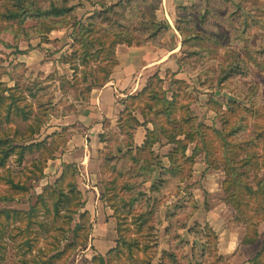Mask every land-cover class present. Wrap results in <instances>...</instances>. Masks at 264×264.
<instances>
[{
  "label": "rangeland",
  "instance_id": "obj_1",
  "mask_svg": "<svg viewBox=\"0 0 264 264\" xmlns=\"http://www.w3.org/2000/svg\"><path fill=\"white\" fill-rule=\"evenodd\" d=\"M4 1L0 0V11L5 10ZM39 1L50 4L49 0ZM53 1L59 2L61 8L76 10L65 22L66 28L49 35L39 37L34 30L39 24L33 20L22 27L18 22L0 20V83L8 88L17 84L34 90L37 98L26 97L20 106L31 105L34 109L40 103L45 105L41 116L49 124L40 125L34 143L43 142L54 133L61 134L50 148L26 151L24 163H18L15 154L19 150H15L14 156L0 167V264H99V256L107 258L117 242L122 251H114L106 264H141L147 258L152 264H251L262 248L264 221L252 223L258 218L255 205H250L247 219L239 216L228 202L234 189L225 190V183L231 181L225 173L229 154L218 132L224 130V137L232 139L231 148H237L236 143L257 136L254 124L264 130V0H134L132 10H158V18L170 26L163 40V51L170 54L159 53L165 61L150 69L146 77H151L145 87L155 75L164 80H153L152 85L157 88L154 92L167 100L176 94L180 109L175 115L180 122L173 126L174 130L167 127L178 134L181 129L194 132L202 125L210 155L199 138L187 144L184 155L181 147L167 142L161 132L160 141L153 146L154 156L149 152L140 154L139 163L130 170L131 161L128 164L124 159L115 169V160L110 156L106 161V157L110 152L115 155L119 144H131L129 134H135L138 141L143 138L144 131L135 120L143 124L167 123L160 104L150 111L147 105H156V100L149 96L119 101L123 109L117 125L112 117L103 121V135L109 146L106 151V143L100 147L95 133H89V128L85 131L86 127L78 122L87 113L91 92L102 88L103 73L97 70V61L86 68L72 57L74 22L85 23L96 12L120 0ZM123 2L131 10L128 0ZM179 28L188 37L183 49ZM70 60L73 62L67 63ZM29 94L27 91L26 96ZM233 103L253 114L239 115L241 110ZM0 110L1 117L13 121L11 125L2 121L0 131L11 129L12 139L15 131L19 138L30 135L28 128L36 123L17 118V107H12L10 115L5 106ZM51 114L54 116L50 118ZM185 117V122L181 121ZM237 120L240 135L229 137ZM180 135L179 139L185 140V135ZM263 141L257 139L253 150L251 146L236 152L238 160L250 152L258 156L259 167L246 176V182L254 189L264 179ZM15 144L20 145L18 141ZM82 146H87V154H91L89 170L82 169L77 174L75 169H69L66 182L61 180V191H55L63 173L58 175L60 165L51 161L69 151L81 158L85 153ZM98 153L102 155L99 157ZM171 154L175 158L170 165L167 156ZM50 156L55 159L46 161ZM145 160H150L153 168L165 163L175 172L164 176L165 182L150 202L138 195L158 183L159 174L164 172L143 170ZM48 164L53 165L46 171ZM150 174L152 181L142 185ZM10 180L21 188L9 184ZM73 180L74 190H69L66 183ZM125 184L133 191L124 190ZM47 188L51 190L44 192ZM42 194L45 198L40 204L38 196ZM133 198L138 201L127 207L124 201ZM33 207L35 210L31 211ZM260 208L263 210L262 205ZM255 232L258 238H254ZM136 239L142 246H149L148 253L129 243ZM57 249L60 256L53 258Z\"/></svg>",
  "mask_w": 264,
  "mask_h": 264
},
{
  "label": "trees",
  "instance_id": "obj_2",
  "mask_svg": "<svg viewBox=\"0 0 264 264\" xmlns=\"http://www.w3.org/2000/svg\"><path fill=\"white\" fill-rule=\"evenodd\" d=\"M50 4L49 6L42 4L39 0H5L3 2V6L5 7L4 11H0V20H3L4 22L8 23H15L18 22L19 25H24L28 20H33L35 22H38L39 25H37L34 30L36 34L40 36L49 35L52 32L66 28L67 25L65 22L67 19L73 15V13L76 10V7L72 8H61L59 2H54L53 0H49ZM129 6H131V10H127L124 7L123 0H120L117 2L114 6L107 8L106 10H102L99 12H96L93 17L86 20V22L76 21L74 22L73 26V34L72 38H74V54L73 58H76L75 61L79 62L81 65L85 66L86 68L91 65V62L97 61L100 66H97V70L101 73H103V77L101 80L102 87L105 86L111 78V75L113 73V70L117 66V59H116V47L118 45H127L128 47H158L163 48V40L165 36L168 34L170 30V26H168L165 22L161 21L158 18V10H149L147 12H144V10H132L134 9V0H128ZM97 3V2H96ZM130 8V7H129ZM125 9V10H124ZM142 16V19H139V17ZM142 22V23H141ZM24 29V28H23ZM24 31L30 32L29 29H25ZM180 32L183 42H182V49L185 47V43L188 41V37L184 35V32L181 30V28L178 29ZM73 62L72 60L67 61V63ZM103 64V65H101ZM86 79V78H85ZM153 80H156L158 83H162L164 80L160 78V76L155 75L153 78H151L148 86L145 87V89L137 96H131L129 97L130 100H140L144 96H149L151 100H156V105H147L149 107L150 111H154L158 108V104H160V111H163L161 113L162 117L167 120V123H161L160 125L156 123H151L148 121H145L144 124H141L137 120V125L147 127L149 124L153 126V129H147V136L145 144L142 147H135L134 143L131 144H119L117 148L115 149V155L110 152L111 155L106 157V161H109L111 157L115 160V169L118 168V165L121 161L124 159H127V162L129 164V161L133 163V166H131L128 170L132 169V167H135L134 165H137L140 161V154L144 152H149L151 154V157L154 156V153L152 152L153 146L158 143L160 140L158 139V136L161 134L164 135L167 142L170 144L176 145L181 147L183 150L184 155H186L187 151V144L189 143H195L197 139H201V144H203V148L207 151L208 155H210L209 151V144L207 142V138L205 135V132L202 128V125L199 126V128L194 132H187L183 131L181 129L178 134H174L172 130H169L167 126H172V129L174 130L173 126L177 125L180 121H178L175 117L178 110H180L177 107V95L174 94L172 97V100L167 99H160L159 94H156L157 88L152 85ZM176 83H180L176 81ZM29 92L30 94L26 96V92ZM26 97H33L37 98V94L34 92V90L25 88L23 89L20 85H17L13 88H8L7 86H4L0 83V109L5 106L8 110V115H10L12 110V107H17V110L19 111V114L17 118L21 119L23 122H31L36 123L35 125L32 124L29 126L28 131L30 132V135L28 137H21L19 138V132L15 131L14 139L10 137V134L12 130H1L0 132V167L4 166L6 162L14 156L15 150L18 157V163L22 164L24 163V157L26 151L33 150L34 148L40 149V148H50L52 147V143L54 140L61 138V134L54 133L51 136H48L46 140L40 143H34L35 137L39 135L41 128L40 125L44 122L45 124H49V121H45L43 117L41 116V113L44 112L45 105L40 103L36 106V108L33 109V106L31 105H21V100H26ZM158 103V104H157ZM233 105L238 106L240 108L239 115H242L245 117V115L253 114V111L241 106V104L233 103ZM30 108V111H27L26 109ZM1 111V110H0ZM234 114L236 115L237 110L232 109ZM37 113L35 116L34 114ZM238 113V112H237ZM243 113V114H242ZM237 115V117L239 116ZM54 116L51 114L50 118ZM223 116L226 117V114ZM10 118V117H9ZM6 119L0 116V123L2 121H5L7 124L11 125L12 122L10 119ZM146 118V117H145ZM186 117L182 118L181 121L185 122ZM33 121V122H32ZM135 124V123H134ZM1 125V124H0ZM227 125V124H226ZM38 129H35L37 128ZM134 127V126H133ZM132 127V128H133ZM204 127V126H203ZM261 126L258 125V123L254 124V129L256 130L255 133H257V136L254 138H250L249 140L240 141L236 143L237 148H231V142L232 139L229 141L227 140V137H224L225 131L218 132V135L220 136L221 143L223 148L225 149L226 154H229V157L226 160V169L225 173L226 175L231 179V181L225 183V190L230 191L231 188L234 189L232 192L231 198L228 200L231 205H233V208L236 210V212L239 214V216L246 217L248 219V209L250 208V205H255L257 208L255 209L256 212H258V218L257 220L252 221L253 224H259V221H264V179L262 181H259V183L256 185V189H254L250 184H248L246 181L247 173L254 170L255 167H259L258 164V156L256 152H250L246 154L245 159L238 160V155H236V152L241 149H247L252 146V150L254 149V146L257 145V139L262 140V137L264 136V130L260 128ZM40 128V129H39ZM121 128H123L121 126ZM134 129V128H133ZM232 132L229 137L232 136H238L240 135L239 131L240 128L238 127V120L235 122ZM180 133L185 135V140L179 139ZM129 138L133 139V134H129ZM241 138V137H239ZM264 139V138H263ZM18 141L20 145L15 144ZM101 143L105 144V138L102 134L100 136ZM31 143L25 144V143ZM264 142V141H263ZM55 143V142H54ZM211 144V142H210ZM23 145V146H21ZM18 146V147H17ZM109 149V146H107L105 150L107 151ZM176 152V151H175ZM102 155V153H99V157ZM111 156V157H110ZM110 157V158H109ZM174 155H168L167 159L171 164L174 160ZM55 159L53 156H50L47 160ZM129 160V161H128ZM145 166L142 168L143 170L147 169L148 171H152L154 169L155 174L157 170H163L164 174H159L158 183L154 184L149 190H142L140 191L138 196H143L148 199V202L152 200V197L154 193H156L160 186L165 182L164 176L166 175H175V172L172 173V171L169 170V168H165L163 163L160 164V167L153 168L152 163L150 160L144 161ZM46 165V164H45ZM258 165V166H257ZM75 169L77 174L79 170H77L78 166L76 164H64L63 166V174L58 181V186L55 187V191H61V182L64 181L67 177V171L69 169ZM127 167H125V170ZM244 170L245 172L243 174H239V171ZM141 171V169H140ZM120 175H122V172L119 171ZM172 173V174H171ZM152 174V175H153ZM152 175L150 174L148 180H144L142 185H146L147 182H151ZM62 180V181H61ZM9 184L14 186L15 188H21L19 185L14 184L11 180L9 181ZM69 190H72V188L75 185V180L72 182L66 183ZM116 180H115V189H116ZM124 190L127 191H133V187H131L129 184L124 185ZM51 189L47 188L44 192L50 191ZM74 190V188H73ZM54 191V192H55ZM108 191V189H106ZM45 195L38 196L39 203L41 204L44 201ZM116 197V196H115ZM124 201V200H123ZM136 201H138L136 198H133L130 201H124L125 205L127 207L132 206ZM260 205H262L263 210H261ZM58 206L56 204V213L59 214L60 211L58 209ZM259 206V207H258ZM125 207V206H124ZM259 209V210H258ZM35 210V207L31 209V211ZM116 213V212H115ZM84 214L83 216H85ZM145 216H140L138 220H141ZM246 223H248V220H245ZM251 223V221H250ZM118 235L120 237V231H118ZM254 238H258V233L255 232ZM253 238V242H254ZM256 240V239H255ZM120 241V240H119ZM249 243V240L247 241ZM246 242V243H247ZM256 242V241H255ZM129 243L132 244V246H135L137 250H139L142 253H148L149 246L146 244V246H142L139 243V240H133L129 241ZM121 243L117 242V247L112 249L107 256V258L111 257L112 253H115L117 251L121 252ZM58 250V249H57ZM60 250L57 251V254L53 258L56 257V255L60 256ZM106 257L100 255L99 256V264H106V261L109 260ZM173 258V256L171 257ZM52 258H50L51 260ZM174 259V258H173ZM96 258L94 259V262H96ZM43 262H40L38 264H42ZM141 264H152L151 260L147 258L146 260H142ZM251 264H264V238H263V244L261 251L258 253V255L254 258Z\"/></svg>",
  "mask_w": 264,
  "mask_h": 264
},
{
  "label": "crops",
  "instance_id": "obj_3",
  "mask_svg": "<svg viewBox=\"0 0 264 264\" xmlns=\"http://www.w3.org/2000/svg\"><path fill=\"white\" fill-rule=\"evenodd\" d=\"M151 48L158 50V52H152L150 50ZM163 50H165V47H128L126 45H120L117 49V66L113 70L110 81L102 88L97 90L95 89L91 92L90 104L87 108V113L78 119L80 125H82V127H86L85 131L89 128V133H95V140H97V144H99L100 147H104L100 141V136L106 131L103 124L105 117L114 118L117 125L119 115L123 109V105H121L119 101L125 102V99H128L130 96L138 95V93L144 90L146 80L151 77V75L146 77L149 73H151L150 69L165 61V59H163L164 56H162L163 54L159 53L163 52L165 55L170 54ZM151 55H156V58H152ZM178 72L179 70L177 73ZM139 128L143 129L144 136L140 141H138L135 134L133 135V143L135 147H142L146 141L147 129H153L151 124L147 127L140 126ZM85 139L87 142L88 139ZM73 143L76 144L75 142ZM82 148L85 155L83 154L81 158L77 157V154L69 151L51 161L53 164L58 163L60 165V172L58 175L63 173L64 164H76L81 172L82 169H85L86 171L87 169L89 170L91 154H87V146H82ZM51 165L48 164L45 170H51ZM163 165L165 168H169V166L165 163H163Z\"/></svg>",
  "mask_w": 264,
  "mask_h": 264
}]
</instances>
